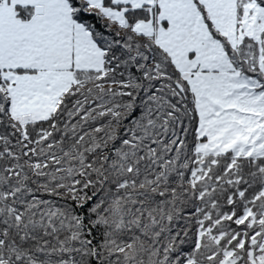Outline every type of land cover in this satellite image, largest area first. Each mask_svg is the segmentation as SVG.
Here are the masks:
<instances>
[{
  "label": "snow or ice",
  "instance_id": "snow-or-ice-1",
  "mask_svg": "<svg viewBox=\"0 0 264 264\" xmlns=\"http://www.w3.org/2000/svg\"><path fill=\"white\" fill-rule=\"evenodd\" d=\"M0 264H264V0H0Z\"/></svg>",
  "mask_w": 264,
  "mask_h": 264
}]
</instances>
